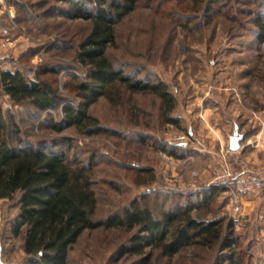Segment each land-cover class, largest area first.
<instances>
[{"label":"rangeland","instance_id":"rangeland-1","mask_svg":"<svg viewBox=\"0 0 264 264\" xmlns=\"http://www.w3.org/2000/svg\"><path fill=\"white\" fill-rule=\"evenodd\" d=\"M73 1H82L92 17L110 2ZM73 15L64 0H0V26L11 29L10 41L0 45V72L20 70L33 79L41 68L55 69L56 74L44 78L63 98L55 109L38 110L29 102L14 103L0 82V111L11 145L91 166L97 220L112 214L124 217L136 201L155 217L186 211L200 221H220L223 231L220 242L211 246L195 241L166 256L151 246L142 255L123 253L140 233L138 227L86 230L70 247L66 264H264V190L243 194L245 215L233 218L230 193L223 187L196 188L194 180L210 179V171L193 176L196 160L170 159L164 144L190 142L188 127L204 119L264 125V0H138L116 22V40L106 55L130 78L165 82L176 99L172 116L179 125L163 121L159 98L122 90L114 93L116 101L100 97L89 107L106 130L95 135L64 123L63 106L82 102L72 85L87 81L90 69L79 54L93 19ZM182 118L187 127L180 125ZM200 130L197 139L202 143L195 142L199 147L205 144V128ZM207 189L214 192L200 195ZM18 199L19 194L0 199V247L6 264H30L23 248L25 230L19 235L12 230Z\"/></svg>","mask_w":264,"mask_h":264},{"label":"trees","instance_id":"trees-1","mask_svg":"<svg viewBox=\"0 0 264 264\" xmlns=\"http://www.w3.org/2000/svg\"><path fill=\"white\" fill-rule=\"evenodd\" d=\"M64 1L70 4L73 17H92L84 12L82 1ZM93 1L106 3L108 0ZM109 1L106 8L99 9L92 17V30L81 44L79 59L90 66L89 76L87 81L72 85L82 102L78 107L63 106L65 127L73 126L78 132L89 135L106 132L88 109L100 97L111 103L116 101L114 93L120 95L122 90L159 98L163 121L179 125V119L172 116L176 99L165 82L150 83L130 78L107 58V47L116 40V22L132 12L138 3V0ZM56 73L55 69L44 67L29 79L20 70H3L0 82L5 94L16 104L29 102L38 110L55 109L63 103V98L58 88L44 76ZM53 127L61 131L58 124ZM167 151L179 157L177 146ZM91 170V166L70 161L54 152L11 145L8 124L0 111V199H14L19 194V214L12 230L15 235L25 230L23 248L30 264H66L70 247L83 232L101 227H138L140 233L123 248V253L138 255L144 254L145 247L150 246L171 256L195 241L208 246L220 242L223 231L220 221H200L186 211H169L155 217L149 208L136 201L126 208L124 217L112 214L97 220L98 199ZM140 171L147 170L142 168Z\"/></svg>","mask_w":264,"mask_h":264},{"label":"crops","instance_id":"crops-1","mask_svg":"<svg viewBox=\"0 0 264 264\" xmlns=\"http://www.w3.org/2000/svg\"><path fill=\"white\" fill-rule=\"evenodd\" d=\"M185 120V118H182V123H184L180 124L183 125L182 127L186 126ZM168 125L172 126L173 124ZM200 128H205V130L203 131L205 137L203 141H205V144L201 145V147L195 144V142L202 143L201 141H199V139H197V135L200 134L201 131ZM236 128L239 129V133L244 136V139L242 140L241 148L238 151H231L229 149L230 137L234 135ZM188 129L189 135L193 138L190 142L180 143L179 145H177L170 141L165 142L164 144L167 146V150H170L171 148L177 146V153L179 157H175L165 149L166 155H168L167 157H169L170 159L174 157L177 160H182L186 156L193 155L196 160V167L194 170L197 172V175L202 172V169L210 171V179L201 178L202 180H200L199 182L193 179L197 183L196 188L198 187L200 189L201 186L203 187L204 185H210L212 182H214V180L219 179L226 172V170L239 169L240 164H246L251 167H256L263 162L264 125L253 127L250 126L248 122L236 121L219 124L217 122L213 123L212 121L208 122L206 119H204L200 121V124L198 126H189ZM183 133V131L180 132V134H178V137H180ZM199 164L201 165V167H198ZM136 168L142 169V167L140 166ZM202 176L204 177V173L201 175V177ZM184 182L186 184L188 181L185 180ZM213 192L214 190L207 189L204 190V192H202L200 195H209ZM224 192L227 193L225 189Z\"/></svg>","mask_w":264,"mask_h":264},{"label":"built area","instance_id":"built-area-1","mask_svg":"<svg viewBox=\"0 0 264 264\" xmlns=\"http://www.w3.org/2000/svg\"><path fill=\"white\" fill-rule=\"evenodd\" d=\"M11 36V29L9 26H0V45L5 46ZM6 40V42H5ZM189 161H194L195 157L189 155ZM192 175L196 176L197 172L192 171ZM221 182H213L210 185L216 187H223L225 191L230 193V204L233 218H241L245 215V207L243 204V194L250 192H260L264 190V158L263 162L251 167L246 164H240L239 169L226 170V172L219 178Z\"/></svg>","mask_w":264,"mask_h":264},{"label":"water","instance_id":"water-1","mask_svg":"<svg viewBox=\"0 0 264 264\" xmlns=\"http://www.w3.org/2000/svg\"><path fill=\"white\" fill-rule=\"evenodd\" d=\"M244 136L239 133V129L236 128L234 135L230 137L229 149L231 151H238L241 148V142ZM0 264H6L2 261V248L0 247Z\"/></svg>","mask_w":264,"mask_h":264}]
</instances>
